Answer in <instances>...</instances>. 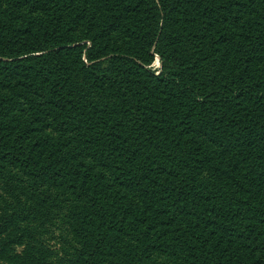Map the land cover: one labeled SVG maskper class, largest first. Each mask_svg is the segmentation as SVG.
I'll list each match as a JSON object with an SVG mask.
<instances>
[{
  "label": "trees",
  "instance_id": "obj_1",
  "mask_svg": "<svg viewBox=\"0 0 264 264\" xmlns=\"http://www.w3.org/2000/svg\"><path fill=\"white\" fill-rule=\"evenodd\" d=\"M0 264H264V0H0Z\"/></svg>",
  "mask_w": 264,
  "mask_h": 264
},
{
  "label": "rangeland",
  "instance_id": "obj_2",
  "mask_svg": "<svg viewBox=\"0 0 264 264\" xmlns=\"http://www.w3.org/2000/svg\"><path fill=\"white\" fill-rule=\"evenodd\" d=\"M157 65H158V62H156V61H155V64H154V66H157Z\"/></svg>",
  "mask_w": 264,
  "mask_h": 264
}]
</instances>
